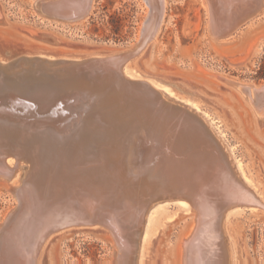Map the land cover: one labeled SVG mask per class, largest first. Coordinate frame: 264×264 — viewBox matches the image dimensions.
<instances>
[{"label": "bare ground", "instance_id": "1", "mask_svg": "<svg viewBox=\"0 0 264 264\" xmlns=\"http://www.w3.org/2000/svg\"><path fill=\"white\" fill-rule=\"evenodd\" d=\"M92 1L34 5L61 18L78 17L73 22L87 15ZM143 1L148 13L137 51L90 56L106 57L98 68L83 61L87 57L20 55L14 49L0 56V96L11 90L42 110L58 93L68 94L57 127L0 119V177L14 180L25 170L12 189L17 205L0 223V264H37L50 233L73 225L106 228L114 264H143L156 216L143 235L141 225L159 195L186 200L195 210L193 230L181 242L182 264H232L231 251H237L223 236L224 220L238 207L264 208L260 193L236 176L213 129L216 122L167 97L173 95L154 84L165 82L134 68L132 59L153 40L165 12V0ZM204 2L214 38L264 10V0ZM60 59L66 61L55 62ZM237 90L264 115V85L237 84ZM188 99L197 103L194 95ZM185 203L180 207L186 211Z\"/></svg>", "mask_w": 264, "mask_h": 264}, {"label": "rangeland", "instance_id": "2", "mask_svg": "<svg viewBox=\"0 0 264 264\" xmlns=\"http://www.w3.org/2000/svg\"><path fill=\"white\" fill-rule=\"evenodd\" d=\"M36 1L0 0L3 58L7 49L56 57L123 54L135 49L148 13L143 0H93L87 15L72 22L43 14ZM40 34L54 41L38 38ZM132 60L146 79L165 82L154 84L173 95L165 93L167 97L195 109L208 123L216 122L213 129L236 176L264 199V115L255 112L235 85L221 80L264 85V10L228 36L214 38L208 31L204 0H165L155 37ZM189 94L197 103L188 99ZM24 175L20 169L17 180L0 177V223L17 205L12 189ZM178 199H158L149 205L140 233L154 216L157 229L147 235L143 264H182L181 242L191 234L196 214L188 201ZM234 211L223 222V236L228 244L233 240L237 251H231L230 262L264 264V208L242 206ZM113 251L106 228L72 226L48 236L37 264H114Z\"/></svg>", "mask_w": 264, "mask_h": 264}, {"label": "water", "instance_id": "3", "mask_svg": "<svg viewBox=\"0 0 264 264\" xmlns=\"http://www.w3.org/2000/svg\"><path fill=\"white\" fill-rule=\"evenodd\" d=\"M39 11L42 12L43 14H46L47 16H49L51 18H56V19L64 20V21L77 20V18H78V17H76L75 19L61 18V17L55 16L53 14L45 13L44 11H41V10H39ZM86 14H87V12H86ZM82 16H85V12L81 15V18H83ZM31 38H36V37H31ZM38 38H42L43 40H47V41H51V42L54 41L52 37L47 36L45 34H40L38 36ZM139 40H140V37H139ZM138 43L139 42H137L135 49L132 51H137ZM98 54L100 55L103 53L69 54V56H66V57H70V58H72V57H74V58L87 57L83 61L89 62L93 68L94 67L98 68L100 65H102L105 62L104 59H106V57H104V58L90 57V56H94V55H98ZM72 55H75V56H72ZM63 57H65V56H63ZM116 57H117V59H119L121 56L116 55ZM31 59L34 60V58H31ZM65 61L66 60H63V59L55 60L56 63L65 62ZM18 64H19V62L16 61L15 63L8 66L10 68V73H12L14 71L15 67H17ZM221 80L223 82H225L226 84L235 85L236 88H237V84H239V83H235L233 81H229V80H225V79H221ZM67 95L68 94H65V93H58L57 98L55 99V101L53 102L52 105H49L46 108L40 110V109H38V105L35 102H32L27 98H23L19 95H16L11 90H7L3 95L0 96V119L15 120L18 122L26 121L28 123H38L41 126L57 127L59 124V121L61 120L62 114L65 112V106L66 105H65V99L64 98H67L68 97ZM20 109H22V110H20ZM23 109H25V110H23ZM158 199H162V196L159 195L156 198L151 199L150 202L152 203ZM73 226H78V225H73ZM58 230H60V229L54 230L51 233L58 231Z\"/></svg>", "mask_w": 264, "mask_h": 264}]
</instances>
